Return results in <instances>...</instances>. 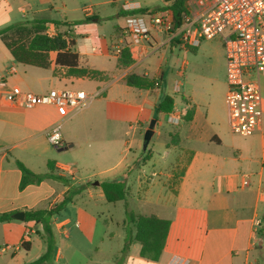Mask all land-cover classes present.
<instances>
[{"label":"crops","instance_id":"obj_1","mask_svg":"<svg viewBox=\"0 0 264 264\" xmlns=\"http://www.w3.org/2000/svg\"><path fill=\"white\" fill-rule=\"evenodd\" d=\"M43 1L50 0H0V29L9 25L18 26L0 35V74L8 85L37 94L45 93L48 90L46 84L51 86L57 78L93 81L94 89L89 92L82 90L93 97L87 106L91 107L87 118L92 129L82 143H78L71 130L61 132L62 145L53 150L45 131L62 121L55 109L43 105L23 109L8 104L0 93V214L14 215L22 211L25 217L26 211L53 207L71 190L79 189L65 206L71 207L76 220H60L57 213L61 210L51 217L55 240L52 264H103L101 260H92L94 255H100L99 247H89L93 245L99 223L97 212L79 205L81 201H87L92 206L106 202L101 187L89 180L100 175V179L96 180L99 183L109 180L124 183L128 194L125 202L127 209L128 199L133 198L155 210L150 214L129 211L155 215L170 222L158 260L150 261L140 257V245L136 241L131 243L126 254H121L126 228L124 219L115 221L123 264H171L174 257L187 261V264H261L264 256V73L258 76L261 128L250 136L242 137L229 129L225 103V54L220 37H217L221 46L220 60L217 58L209 64V72L216 75L214 86H202L201 82L195 81L193 72H188V76L193 77L192 87L181 96L180 105L177 106L173 95L181 90V82H175L172 93L163 91V55L159 57L157 53L160 50L165 52L168 46H161L159 36H153L152 40L144 43L139 52L129 53L132 63L122 68L118 65L120 55H115L111 50L125 35L124 27L118 28L120 31H117L114 41L101 54L104 62L109 58L114 59L113 66L108 70L111 79L107 80L103 74L107 72V67L80 65L81 57L86 54L73 50L75 40L69 38V31L60 29L61 25L55 26L50 17H39L43 9L38 7L37 2ZM27 10L31 12L30 22L25 20L24 23L14 24L16 13L25 18ZM83 12L88 18L95 17L92 8L89 14L85 9ZM43 21L45 23L41 25ZM40 26L44 28L43 32L52 28L56 34L67 33L68 40H73L70 50L77 53L79 66L98 73L93 78L68 75L66 68L55 64V51L32 52L29 63L15 59L12 50L23 58L21 48ZM103 41L106 45V40ZM184 50L193 52L196 48ZM34 68L48 70L35 73ZM219 72L221 78L218 79ZM128 74L145 75L153 79L156 85L148 90L127 86L124 78ZM176 84L179 85L178 91H175ZM163 93L172 96L174 108L170 113H160L157 118L163 116L165 122L175 128L173 132H167L169 140L164 145L165 154L177 150V160L184 159L185 164L177 176L167 175L169 179L175 178L172 185L162 181V188H159L153 176L160 173L153 171L149 179L141 177V167L152 159V155L149 151L145 159L141 154L148 149L150 139L143 149L144 140L140 138V130L154 120V108ZM188 113L189 119L184 120L183 115ZM174 114L180 117L175 124L168 122V117ZM94 124L104 126L105 136L98 133ZM94 160L98 161L101 169L86 168L85 162ZM15 161L41 174L49 171L47 163L51 162L52 173L67 182L46 178L37 185L30 184L19 189L21 172ZM85 170L86 173L82 175L81 171ZM144 181L148 183L142 188ZM89 182L92 185H86ZM141 189H144L143 193H140ZM131 228L134 232L132 225ZM35 230L38 229L33 222L14 218L0 223V264H28L34 261L24 262L23 257L28 255L32 243L37 242L32 239L34 235L39 236ZM26 232H29L28 237L25 236ZM108 233L109 225L103 223L100 242ZM56 235L62 245L56 242ZM39 241L45 244L42 237ZM7 254L9 258H5Z\"/></svg>","mask_w":264,"mask_h":264},{"label":"rangeland","instance_id":"obj_2","mask_svg":"<svg viewBox=\"0 0 264 264\" xmlns=\"http://www.w3.org/2000/svg\"><path fill=\"white\" fill-rule=\"evenodd\" d=\"M129 2L138 3L140 8H147L150 10V13L165 10L164 0H50L37 2V5L39 8L43 9V12L40 13L39 17H50L53 20L65 21L68 23V25H61L60 29H63L65 32L69 31L71 35L69 38L75 40V46L73 50L86 54V56L81 57L82 60L80 65L87 67L88 65L95 64L97 67H99V65L107 67V72L103 74L106 75L108 80L111 79V72L108 70H110V67L113 66L114 59L109 58L110 62L106 60L104 62V58L101 54L106 51V48L110 45V42L114 41L117 31H120L118 28L122 29L124 27L125 18L123 12L125 10L123 8V4ZM87 7L92 8L93 13L95 14L94 18L89 19L87 16H85L83 10ZM25 16V18H22L19 13H16V18H14L13 23H24L25 20H29L30 22L32 17L30 10H27ZM121 37L124 40L127 38L126 34L122 35ZM165 38L166 35H162L160 40H164ZM103 39L106 40V45H104L105 43ZM219 42V38L203 40L193 52L189 50L185 51L176 45L167 44L168 47L165 52L160 50L157 53L159 57L163 55V60L161 63V68L164 71L163 91L172 93L175 82H181V90L173 95L177 106L180 105L181 96L186 93L187 89L192 87L193 77L196 82H201L202 86H206L208 88L214 86L216 75L215 73L209 72V64L214 62L217 58L220 60L219 54L221 52V46ZM113 49L114 47L111 48L112 51ZM184 61L186 62V65H184ZM118 68L119 67L116 65V69ZM32 70L35 73H40L48 69L34 68ZM190 71L193 72V77L188 76V72ZM217 78H221L220 72L217 74ZM59 79L60 78L54 79L51 86L46 84L48 90L68 88L73 90L81 89L89 92L94 89L93 81H66ZM90 108L91 107H86L73 114L71 117L62 119L59 126L60 132L71 130L70 132H72L77 138L79 141L78 143H82L87 133L92 129L91 125L89 124V119L87 118V116L90 114ZM157 119L158 120H150L140 130V138L142 139L144 138V135L147 131L154 130V134L151 136L150 142L148 143V149L143 150L141 153L143 157L147 158L149 151H151L152 159L149 160L145 165H142V170L140 172L142 175L141 177L146 179L151 178L150 176L153 171L160 173L153 176V179L156 181L157 186L162 188V181H167V183L169 182L170 185L174 183L175 178L169 179L167 175L172 174L177 176L182 171L185 160H177L179 152L174 149L165 154L164 145L165 142L169 140L167 132H173L175 128L174 126L165 122L163 116H160ZM95 126H97L98 133H100L102 136H105V134H103L104 126H100L99 124ZM51 147L53 150L58 149L53 146ZM141 160H143V158ZM98 164L99 163L96 160L93 162H85L87 169H101L102 167H99ZM81 173L84 175L86 170L84 172L81 171ZM98 179H100V175L89 178V180L92 182ZM147 183V181H144L142 188H144ZM143 191L144 189H141L140 193H143ZM168 191L170 190L168 189ZM132 192L133 188L130 193L132 194ZM128 203V209L135 210L137 213L150 214L154 213L155 211L151 206L143 205L133 198L128 199ZM79 205L86 208L88 211L97 212L98 215L97 220H99V223L96 228L93 245L89 247L90 249H93L95 246H98V253L100 255H98V257H95L94 255L92 260H101L103 264H123V257L119 253L121 241L118 239L119 237H117V233L119 235V231L115 225V221H120L126 218L124 202L119 201L116 203H108L104 201L103 204L92 206L87 201H81ZM57 215L59 216L60 220L65 218L76 220L74 211L71 209V207L64 208L61 210V212H58ZM103 223L109 225V233L105 236L103 242H100L102 237ZM125 228H128V225L125 224ZM32 239L34 241L37 240V242L32 243V248L28 252V255L23 257L24 262L27 263L36 259L45 251V244L42 241H39L41 237L34 235ZM39 242H41L40 248L38 245L40 244ZM56 242L59 245H62V241L58 235H56ZM81 248L85 249L83 247ZM64 249L67 251L66 246ZM5 258H9V255Z\"/></svg>","mask_w":264,"mask_h":264},{"label":"built area","instance_id":"obj_3","mask_svg":"<svg viewBox=\"0 0 264 264\" xmlns=\"http://www.w3.org/2000/svg\"><path fill=\"white\" fill-rule=\"evenodd\" d=\"M164 1L166 7L171 0ZM185 3L187 13L175 31L174 24L171 29V12L166 9L126 15L123 30L128 42L120 40L113 49L114 54L121 55L124 48L130 54L137 53L153 36L161 38L166 35L164 40H160L161 46L176 39V46L181 49L197 48L203 40L220 37L225 54V103L229 129L242 137L254 134L262 125L258 76L264 73V0H186ZM123 8L127 12L140 9L138 3L130 2L123 4ZM85 12L89 14L91 7L85 8ZM45 34L53 37L56 31L48 28ZM178 89L176 84L175 91ZM0 93L8 104L23 109L52 106L62 119L86 108L93 99L78 89H49L40 94L23 91L8 85L1 74ZM179 119V115L174 114L168 117V122L175 124ZM59 126L60 122H57L45 131L49 144L56 148L62 145ZM28 235L26 232L25 236ZM171 264H187V261L174 257Z\"/></svg>","mask_w":264,"mask_h":264},{"label":"trees","instance_id":"obj_4","mask_svg":"<svg viewBox=\"0 0 264 264\" xmlns=\"http://www.w3.org/2000/svg\"><path fill=\"white\" fill-rule=\"evenodd\" d=\"M186 0H171L169 4L165 7L166 10L171 12L172 18L174 19V31L181 24L182 18L187 13ZM149 9H136L130 12L124 11V17L130 14H142L149 13ZM90 19V18H89ZM45 21L41 22V25ZM52 23L55 26L68 25L65 21L53 20ZM18 26L9 25L0 30V35L6 33L7 31L16 29ZM42 26L36 29V32L32 37H30L24 47L21 48L23 52V58L19 56L12 50V55L18 61L29 63V58L32 52H56L55 64L64 67L67 70V74L75 77H90L93 78L98 72L94 70H88L79 66L78 55L74 51L70 50L73 46V40H68L67 33H57L53 37H48ZM177 40L172 39L170 45H176ZM194 49V48H189ZM132 63L130 54L127 48H124L121 55L118 58V65L122 68L128 67ZM124 82L127 86L135 87L137 89L148 90L155 87L156 82L153 79L148 78L145 75L128 74L124 78ZM158 84V83H157ZM174 108V100L172 96L165 93L160 97L159 102L154 108V120L160 113H170ZM190 117V113L183 115V119L187 120ZM146 159V158H145ZM17 168L21 172V179L19 183V189H24L27 185L33 184L37 185L46 178H51L58 180L60 182L66 183L67 180L60 176H56L52 173L53 164L48 162V172L41 174L35 173L26 168L21 162L15 161ZM133 167L129 168L130 171ZM86 185H92L89 182ZM103 191L104 198L108 203H116L119 201L124 202L125 215L124 225H128L125 229L123 245L121 248V254H126L129 246L133 241H136L140 245L139 255L140 257L150 260L157 261L164 247L165 239L168 233L170 222L166 219L158 218L155 215H140L135 214L127 209L126 197L127 191L124 183L117 180L102 181L99 183ZM79 192V189L71 190L63 199L53 207L47 209H36L25 212L24 220L25 222H33L38 230H35L36 234L41 236L45 241V251L34 261L28 264H52V258L55 248V240L51 225V217L58 211L65 208V206L72 201L75 194ZM13 220V213H3L0 214V223L9 222ZM134 232L132 231L131 226ZM264 240V234H263ZM25 246V244H22ZM261 264H264V256L261 259Z\"/></svg>","mask_w":264,"mask_h":264},{"label":"water","instance_id":"obj_5","mask_svg":"<svg viewBox=\"0 0 264 264\" xmlns=\"http://www.w3.org/2000/svg\"><path fill=\"white\" fill-rule=\"evenodd\" d=\"M173 24H174V19L172 18V27H171L172 30H173ZM151 135H152V131H147L146 134L144 135V138H143V140H144L143 149L146 148L147 143H148V141H149ZM93 185H95V186H96V185H99V182H98V181H94V182H93ZM13 218H14L15 220L22 221V220H24V213H23L22 211H20V212H16V213L13 215Z\"/></svg>","mask_w":264,"mask_h":264}]
</instances>
